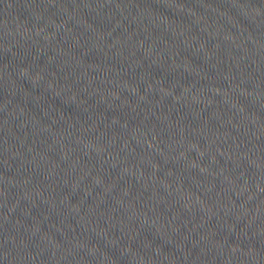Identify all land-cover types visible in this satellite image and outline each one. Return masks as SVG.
<instances>
[{"label": "water", "instance_id": "1", "mask_svg": "<svg viewBox=\"0 0 264 264\" xmlns=\"http://www.w3.org/2000/svg\"><path fill=\"white\" fill-rule=\"evenodd\" d=\"M0 264H264V0H0Z\"/></svg>", "mask_w": 264, "mask_h": 264}]
</instances>
